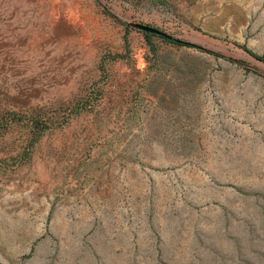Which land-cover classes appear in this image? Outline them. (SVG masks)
I'll return each instance as SVG.
<instances>
[{
	"label": "rangeland",
	"instance_id": "1",
	"mask_svg": "<svg viewBox=\"0 0 264 264\" xmlns=\"http://www.w3.org/2000/svg\"><path fill=\"white\" fill-rule=\"evenodd\" d=\"M244 47L264 0H0V264H264Z\"/></svg>",
	"mask_w": 264,
	"mask_h": 264
},
{
	"label": "water",
	"instance_id": "2",
	"mask_svg": "<svg viewBox=\"0 0 264 264\" xmlns=\"http://www.w3.org/2000/svg\"><path fill=\"white\" fill-rule=\"evenodd\" d=\"M130 24H131L132 26H134V27H137V28L143 30V31L153 32V33H156V34L162 35V36H164V37H166V38H172V39H174V40H176V41H182L181 38L176 37V36L172 35L171 33H168V32H166V31H164V30H161V29H159V28L156 27V26H152V25H149V24H146V23H142V22H137V21H135V22H130ZM194 44H195V43H194ZM195 45H196V46H200V45H197V44H195ZM252 57H253V56H252ZM253 58H254L255 60H257V61L259 62V64H260V66H261V62H260V60H258V58H255V57H253Z\"/></svg>",
	"mask_w": 264,
	"mask_h": 264
},
{
	"label": "trees",
	"instance_id": "3",
	"mask_svg": "<svg viewBox=\"0 0 264 264\" xmlns=\"http://www.w3.org/2000/svg\"><path fill=\"white\" fill-rule=\"evenodd\" d=\"M151 33H153V32H151ZM144 34L145 35H148V34H150V32L149 31H144ZM170 39H172V38H170ZM176 41V40H175ZM177 42H182V43H187V44H192V45H195L194 43H192V42H189V41H185V40H183L182 39V41H177ZM196 46V45H195ZM252 56H254V57H256V58H258V59H260V60H262V61H264V50L261 52V53H256V52H253V51H251L249 48H247V47H244Z\"/></svg>",
	"mask_w": 264,
	"mask_h": 264
},
{
	"label": "crops",
	"instance_id": "4",
	"mask_svg": "<svg viewBox=\"0 0 264 264\" xmlns=\"http://www.w3.org/2000/svg\"><path fill=\"white\" fill-rule=\"evenodd\" d=\"M264 49V48H263Z\"/></svg>",
	"mask_w": 264,
	"mask_h": 264
}]
</instances>
